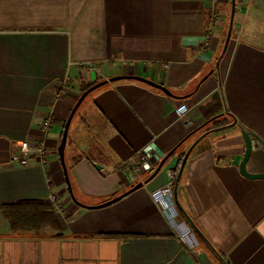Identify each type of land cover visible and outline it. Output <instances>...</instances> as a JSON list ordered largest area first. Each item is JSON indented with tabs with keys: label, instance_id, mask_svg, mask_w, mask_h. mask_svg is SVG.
I'll list each match as a JSON object with an SVG mask.
<instances>
[{
	"label": "crops",
	"instance_id": "0c3cea01",
	"mask_svg": "<svg viewBox=\"0 0 264 264\" xmlns=\"http://www.w3.org/2000/svg\"><path fill=\"white\" fill-rule=\"evenodd\" d=\"M235 2L216 68L230 0H0V207L48 201L56 221L13 229L0 210V264H221L202 242L187 251L151 199L179 154L207 132L214 94L236 124L209 130L192 149L178 198L226 264H264V179L239 173L241 129L264 143V0ZM121 76L152 81L171 96L135 80L94 90L68 131L65 175L57 147L82 87ZM180 105L190 124L178 119ZM22 142L45 154L21 164L13 155ZM177 146L152 180L127 193ZM246 170L264 173L255 139Z\"/></svg>",
	"mask_w": 264,
	"mask_h": 264
},
{
	"label": "water",
	"instance_id": "95a60500",
	"mask_svg": "<svg viewBox=\"0 0 264 264\" xmlns=\"http://www.w3.org/2000/svg\"><path fill=\"white\" fill-rule=\"evenodd\" d=\"M230 5H231V9H230V15H229V21H228V28L226 31V35L224 38V42H223V46H222V50L221 53L216 61V68L219 67V62L220 60L223 58V56L226 53V50L228 48L229 45V41H230V37H231V31H232V26H233V18H234V13H235V8H236V2L235 0H230ZM118 80H135V81H139L145 84H148L151 87H154L156 89H159L160 91H162L163 93H165L166 95L171 96V94L169 93V91L167 89H165L164 87H162L159 84H156L152 81L143 79L141 77H137V76H121V77H114L101 82H98L96 84H94L93 86H91L90 88H88L86 91H84L78 98V100L76 101L75 105L73 106L71 112L69 113L64 127H63V131H62V135H61V139H60V143L57 147V154L62 166V169L66 175V167H65V163H64V149H65V145H66V140H67V134H68V129L72 120V117L74 115V113L76 112V110L78 109V107L80 106V104L83 102V100L86 98V96H88V94H90L91 92H93L94 90L98 89L99 87L105 85L106 83H112ZM236 124V121L233 120L232 123L220 127L218 129H225V128H229L232 127ZM215 129V130H218ZM209 132H204L202 133L200 136H198L192 143L191 145L186 149L181 161H180V165L178 167V170L176 172L175 175V179H174V184H173V198H174V202L176 205V208L179 212V215L181 216V218L186 222V224L192 229V231L195 233V235L197 236V238L208 248V250L218 259V261L221 264H226V262L224 261V259L221 257V255L215 250V248L211 245V243L208 241V239L201 233V231L196 227V225L194 224L193 220L191 219V217L187 214V212L184 210V208L182 207L179 198H178V183L183 171V167L185 165V162L190 154V152L192 151V149L197 145V143L199 141H201ZM241 135L244 141V145H245V150H244V154H243V158L239 164V173L240 175H242L243 177L250 179V180H261L264 179V173H260V174H250L247 172L246 170V164L251 156L252 153V141L253 139H255L257 141V143L260 145V147L262 148V150L264 151V143L254 134L245 131L243 129H241ZM172 151L169 152L167 155H165L161 161L158 163V165L156 166V168L152 171V173L149 175V177L147 179H145L143 182H139L137 184H135L133 187H131V189L127 192H132L135 191L139 188H141L143 185L147 184L150 180H152L157 173L160 171V169L162 168L163 164L165 163V161L169 158V156L171 155ZM67 180V177H66ZM68 181V180H67ZM68 190L70 191V186L68 184ZM126 194V193H125ZM124 195V194H123ZM121 195V196H123ZM121 196L112 198V199H108L96 206H92V207H86L89 209L92 208H103L106 206H109L110 204L116 202L119 198H121ZM72 199H74V197L72 196ZM79 206H82L81 204H79L78 202H76Z\"/></svg>",
	"mask_w": 264,
	"mask_h": 264
},
{
	"label": "trees",
	"instance_id": "16d2710c",
	"mask_svg": "<svg viewBox=\"0 0 264 264\" xmlns=\"http://www.w3.org/2000/svg\"><path fill=\"white\" fill-rule=\"evenodd\" d=\"M96 83L97 82L83 86L80 91V95ZM80 106L72 117L68 131L70 130L72 123H74L79 117ZM209 106L211 107V110H213L212 115H210V117L205 121L201 129L209 131L233 122L234 117L230 113H228L226 109H224V102L221 94L212 95ZM178 147L179 146L175 147L172 150L171 155L178 149ZM96 150L101 157H107L105 154H103L102 150L99 147H97ZM183 155L184 152L179 154L178 163L175 169L172 171V176L174 178ZM77 157L78 159H80V156ZM92 157L96 158V156L94 155H92ZM172 184H174V181ZM0 210L5 219L8 221L10 227L13 229L42 230L47 227L55 228L56 226L53 207L52 204L48 201H20L14 204L1 205ZM199 242L201 243V241Z\"/></svg>",
	"mask_w": 264,
	"mask_h": 264
},
{
	"label": "built area",
	"instance_id": "2783aa9c",
	"mask_svg": "<svg viewBox=\"0 0 264 264\" xmlns=\"http://www.w3.org/2000/svg\"><path fill=\"white\" fill-rule=\"evenodd\" d=\"M212 5H215L219 2V0H210ZM215 16V13H213ZM176 114L178 119L183 122L184 124H190L188 118V108L185 105H180L176 108ZM49 122H45L43 127L46 128ZM138 154L141 156L142 164L141 166L134 167L133 171L137 177V179H141V173L145 171L146 159L144 155L143 149L137 151ZM36 155L39 157H43L45 154V149L43 146L36 145L35 147L31 148L28 146L26 142H22L20 144V149L18 153L13 155V159L18 160L21 164L27 163V157L29 155ZM174 177H170V181L165 184L164 186L154 190L151 192V199L153 203L159 208L161 214L165 218V220L171 226L175 237L179 240V242L184 246L187 251L192 252L198 245L199 239L192 231V229L186 224V222L181 218L179 212L176 208L174 198H173V181ZM50 200L54 202L56 200L55 196H51ZM58 211H60V208Z\"/></svg>",
	"mask_w": 264,
	"mask_h": 264
},
{
	"label": "rangeland",
	"instance_id": "374dc122",
	"mask_svg": "<svg viewBox=\"0 0 264 264\" xmlns=\"http://www.w3.org/2000/svg\"><path fill=\"white\" fill-rule=\"evenodd\" d=\"M89 101H90V95H88V96L85 98L83 104L81 105V107H80V113L85 112V110L87 109V104H88ZM165 166H166V164H165ZM165 166H164V167H165Z\"/></svg>",
	"mask_w": 264,
	"mask_h": 264
}]
</instances>
